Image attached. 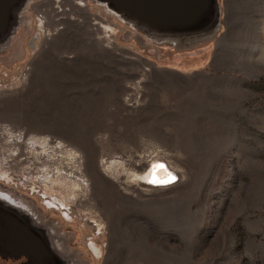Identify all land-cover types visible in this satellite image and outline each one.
<instances>
[{
  "label": "rangeland",
  "instance_id": "374dc122",
  "mask_svg": "<svg viewBox=\"0 0 264 264\" xmlns=\"http://www.w3.org/2000/svg\"><path fill=\"white\" fill-rule=\"evenodd\" d=\"M0 264H264V0H0Z\"/></svg>",
  "mask_w": 264,
  "mask_h": 264
},
{
  "label": "bare ground",
  "instance_id": "6f19581e",
  "mask_svg": "<svg viewBox=\"0 0 264 264\" xmlns=\"http://www.w3.org/2000/svg\"><path fill=\"white\" fill-rule=\"evenodd\" d=\"M170 172L163 164L155 162L153 163L151 168H148L146 173L139 175V177L137 176L136 177L137 179L139 178L142 182L145 181L162 182L169 180L171 176Z\"/></svg>",
  "mask_w": 264,
  "mask_h": 264
},
{
  "label": "flooded vegetation",
  "instance_id": "af4514ba",
  "mask_svg": "<svg viewBox=\"0 0 264 264\" xmlns=\"http://www.w3.org/2000/svg\"><path fill=\"white\" fill-rule=\"evenodd\" d=\"M41 160H42V163L47 167V172L50 173V172H51L50 169H51V165H52V164L50 163L51 160H50V159H46V161H45L44 158L41 159ZM39 161H40L39 159H35V158H34V160H33L32 163L34 164V163L39 162ZM56 162L59 163V165H60V163H61L62 161H61V159H58ZM19 164H20V160H18V159L15 160V165L18 166ZM61 165H62V164H61ZM61 165H60V166H61ZM60 166H59V167H60ZM26 169L28 170V172L30 171V169H29L28 167H26ZM23 188H25V187H23ZM47 205H48V207H54V206H55V204L52 203L51 201H47Z\"/></svg>",
  "mask_w": 264,
  "mask_h": 264
}]
</instances>
